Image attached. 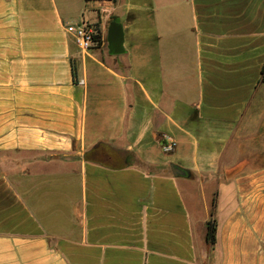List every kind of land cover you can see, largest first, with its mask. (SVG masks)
Returning <instances> with one entry per match:
<instances>
[{"label":"crops","instance_id":"crops-1","mask_svg":"<svg viewBox=\"0 0 264 264\" xmlns=\"http://www.w3.org/2000/svg\"><path fill=\"white\" fill-rule=\"evenodd\" d=\"M263 68L264 0H0V264H264Z\"/></svg>","mask_w":264,"mask_h":264},{"label":"built area","instance_id":"built-area-1","mask_svg":"<svg viewBox=\"0 0 264 264\" xmlns=\"http://www.w3.org/2000/svg\"><path fill=\"white\" fill-rule=\"evenodd\" d=\"M66 29L70 34L73 35L76 43L82 49H93L94 47L99 46L103 40L98 28L86 21L76 24H69L67 25Z\"/></svg>","mask_w":264,"mask_h":264},{"label":"water","instance_id":"water-1","mask_svg":"<svg viewBox=\"0 0 264 264\" xmlns=\"http://www.w3.org/2000/svg\"><path fill=\"white\" fill-rule=\"evenodd\" d=\"M108 42L109 49L111 54L119 55L125 52L124 48V29L123 24L121 23L120 18L114 19L110 25L108 30ZM172 171L175 175H187L189 171L176 165H171Z\"/></svg>","mask_w":264,"mask_h":264},{"label":"trees","instance_id":"trees-1","mask_svg":"<svg viewBox=\"0 0 264 264\" xmlns=\"http://www.w3.org/2000/svg\"><path fill=\"white\" fill-rule=\"evenodd\" d=\"M99 33L101 34L100 30ZM73 72H74V78L75 81H78V75H77V69L73 65ZM263 73H264V68H263ZM216 206V198L213 199V208ZM212 217L208 220L207 222V240L209 243H215L216 241V233H217V219L214 217V209L212 210Z\"/></svg>","mask_w":264,"mask_h":264},{"label":"rangeland","instance_id":"rangeland-1","mask_svg":"<svg viewBox=\"0 0 264 264\" xmlns=\"http://www.w3.org/2000/svg\"><path fill=\"white\" fill-rule=\"evenodd\" d=\"M131 161V160H130Z\"/></svg>","mask_w":264,"mask_h":264}]
</instances>
